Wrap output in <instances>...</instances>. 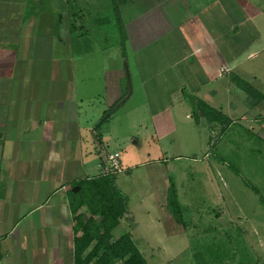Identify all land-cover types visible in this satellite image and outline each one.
Returning <instances> with one entry per match:
<instances>
[{
    "label": "crops",
    "instance_id": "crops-1",
    "mask_svg": "<svg viewBox=\"0 0 264 264\" xmlns=\"http://www.w3.org/2000/svg\"><path fill=\"white\" fill-rule=\"evenodd\" d=\"M218 2L0 0V264H74L70 194L78 190L70 189L102 175L93 159L102 144L97 128L108 108L116 111L134 93L150 118L171 124L164 113L177 119L200 104L223 112L233 106V95L260 125L264 91L246 83L238 67L264 52L262 12L232 4L238 18L230 25ZM117 17L134 73L123 74V85L117 75L113 83L105 76L99 83L98 72L81 73L76 89L70 50L88 40L95 44L97 27L113 23L116 30ZM217 95L223 102L214 105ZM199 114L184 118L198 124ZM130 217L127 212L117 228ZM116 229L115 238L126 233L133 242L126 229L118 235Z\"/></svg>",
    "mask_w": 264,
    "mask_h": 264
},
{
    "label": "rangeland",
    "instance_id": "rangeland-1",
    "mask_svg": "<svg viewBox=\"0 0 264 264\" xmlns=\"http://www.w3.org/2000/svg\"><path fill=\"white\" fill-rule=\"evenodd\" d=\"M222 2L230 25L238 18L232 4L252 13L260 9L264 30V0ZM115 24L116 30L97 27L91 40L95 44L88 40L70 50L76 89L81 73L98 72L99 83L104 76L113 83L117 75L121 85L123 74L134 73L133 58ZM238 70L245 71L246 83L264 91V52ZM217 97L212 104L223 102ZM230 101L233 106L215 110L228 118L227 125L218 123L219 115L191 105L177 119L173 112L164 113L171 124L165 117L164 122L150 118L144 99L134 93L116 111L108 108L110 120L98 126L102 144L93 156L97 175L108 167V156L117 153L118 170L110 176L131 215L115 233L126 229L147 264H264V113L259 115L261 127L246 104L233 95ZM104 103L102 96L101 107ZM199 111L198 124L195 118L185 120L184 115L195 117Z\"/></svg>",
    "mask_w": 264,
    "mask_h": 264
},
{
    "label": "trees",
    "instance_id": "trees-1",
    "mask_svg": "<svg viewBox=\"0 0 264 264\" xmlns=\"http://www.w3.org/2000/svg\"><path fill=\"white\" fill-rule=\"evenodd\" d=\"M60 23V15L54 16V26ZM124 41V30L117 19ZM57 33V32H56ZM120 34V33H119ZM121 44V43H120ZM199 109L219 115L218 123L226 124L221 113L200 104ZM110 111L101 122L106 121ZM114 176L101 175L74 184L79 189L73 198L74 264H147L126 233L114 237L113 232L126 214L127 199L114 186ZM172 186L168 187V193ZM84 207V213H77Z\"/></svg>",
    "mask_w": 264,
    "mask_h": 264
},
{
    "label": "built area",
    "instance_id": "built-area-1",
    "mask_svg": "<svg viewBox=\"0 0 264 264\" xmlns=\"http://www.w3.org/2000/svg\"><path fill=\"white\" fill-rule=\"evenodd\" d=\"M118 154L114 153L111 156H108L107 159V163H108V167L106 169H104L102 175H113L115 173V171L118 170Z\"/></svg>",
    "mask_w": 264,
    "mask_h": 264
},
{
    "label": "water",
    "instance_id": "water-1",
    "mask_svg": "<svg viewBox=\"0 0 264 264\" xmlns=\"http://www.w3.org/2000/svg\"><path fill=\"white\" fill-rule=\"evenodd\" d=\"M78 190V187L73 188V192H76Z\"/></svg>",
    "mask_w": 264,
    "mask_h": 264
}]
</instances>
